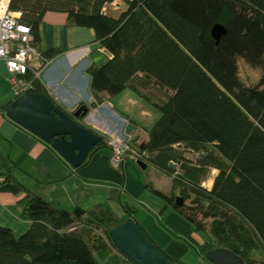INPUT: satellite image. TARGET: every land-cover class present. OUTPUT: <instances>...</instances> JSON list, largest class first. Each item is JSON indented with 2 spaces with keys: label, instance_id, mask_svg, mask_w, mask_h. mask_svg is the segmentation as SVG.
Listing matches in <instances>:
<instances>
[{
  "label": "trees",
  "instance_id": "trees-1",
  "mask_svg": "<svg viewBox=\"0 0 264 264\" xmlns=\"http://www.w3.org/2000/svg\"><path fill=\"white\" fill-rule=\"evenodd\" d=\"M116 1L10 0L9 11L31 29L34 47L47 63L60 54L39 47L47 14H64L69 27L94 33L111 60L90 67V91L109 99L132 91L159 114L137 142L146 141L145 164L173 181L185 205L177 207L175 199L158 195L195 232L208 235L200 251L204 262L211 264L206 256L216 249L239 256L229 0H119L123 7L112 11ZM217 26L226 31L218 42L212 37ZM32 94L67 113L41 83H35ZM82 122L102 138L91 155L107 150L108 140ZM214 171L212 189L205 190ZM2 191L24 195L21 219L31 227L17 236L0 226V264H133L116 251L109 233L136 223L135 211H128L125 220L103 206L61 211L12 175L6 176ZM138 227L162 256L182 264Z\"/></svg>",
  "mask_w": 264,
  "mask_h": 264
},
{
  "label": "crops",
  "instance_id": "crops-1",
  "mask_svg": "<svg viewBox=\"0 0 264 264\" xmlns=\"http://www.w3.org/2000/svg\"><path fill=\"white\" fill-rule=\"evenodd\" d=\"M118 3L123 6L117 0L113 7ZM41 39L39 47L44 52L60 51L47 63L40 82L53 100L68 114L86 107L88 115L81 119L84 125L106 139L125 140L137 148L142 143L141 148L146 141L137 142L138 138L143 139L160 116L132 91L115 99L105 94L93 95L88 70L111 60L100 48L94 33L69 27L64 14H47ZM1 82L7 84L8 75L0 62V90ZM2 105L0 102V167L5 178L12 175L26 190L39 193L48 204L61 211L73 213L80 208L87 212L103 206L118 220H125L128 211H135L133 220L167 257L189 264L186 260L195 252L196 262L206 263L200 251L208 240L158 195L170 201L177 197L171 179L152 168L143 171L129 160L114 169L108 149L94 154L82 169L74 170L49 145L6 118L3 109L7 106ZM165 182L170 187L169 195L160 189ZM23 199L24 195L0 192V226L17 236L30 229V223L21 219Z\"/></svg>",
  "mask_w": 264,
  "mask_h": 264
},
{
  "label": "water",
  "instance_id": "water-1",
  "mask_svg": "<svg viewBox=\"0 0 264 264\" xmlns=\"http://www.w3.org/2000/svg\"><path fill=\"white\" fill-rule=\"evenodd\" d=\"M225 34V29L220 26L212 31L217 42ZM4 113L12 123L49 145L74 170L86 166L92 151L102 142L100 136L78 124L79 119L88 115L86 107H80L73 115L67 114L55 108L48 98L29 94L14 100ZM137 165L143 171L147 169L145 163L138 162ZM175 205L182 208L184 199L176 197ZM109 237L116 251L133 264H175L162 256L132 221L113 229ZM206 260L211 264H240L239 256L225 249L209 252Z\"/></svg>",
  "mask_w": 264,
  "mask_h": 264
},
{
  "label": "built area",
  "instance_id": "built-area-1",
  "mask_svg": "<svg viewBox=\"0 0 264 264\" xmlns=\"http://www.w3.org/2000/svg\"><path fill=\"white\" fill-rule=\"evenodd\" d=\"M10 0H0V61L4 62L11 76V88L15 100L34 91L35 83H40L47 62L34 47L31 29L18 23V15L9 11ZM112 168L118 169L125 160L145 163L142 148L132 146L127 141H109ZM149 168V167H147ZM0 167V192L5 184Z\"/></svg>",
  "mask_w": 264,
  "mask_h": 264
},
{
  "label": "rangeland",
  "instance_id": "rangeland-1",
  "mask_svg": "<svg viewBox=\"0 0 264 264\" xmlns=\"http://www.w3.org/2000/svg\"><path fill=\"white\" fill-rule=\"evenodd\" d=\"M120 5L121 4L118 3L113 8H115V9L122 8L123 6L120 7ZM66 19L68 20V17L67 16H66ZM97 58L99 59L98 56H97ZM0 62L4 64V62H2V61H0ZM97 62L99 63L100 61H97ZM5 69H6V73L8 75V82H7V84L5 82H1L2 83V86H1V90H0V100H1L0 102H2V104H3L2 106H4V107L8 106L9 104H11V102H14V100H15V95H14V92H13V90L11 88V85H10L11 76L9 75V73L7 71L6 65H5ZM123 107H125V106H123ZM151 130H152V128H151ZM107 140H109V139H107ZM111 140H113V139H111ZM122 141L125 142V140H122ZM142 149H143V146H142ZM147 169L145 171H147ZM216 175H217L216 172H212V174L210 176V180L207 183H205V185L203 187L205 190L210 191L212 189L213 181H214V178L216 177ZM30 227H31V225H30ZM199 235L200 236H203L205 239H207L209 241L208 235L206 233H199ZM196 257H197V253L191 252V254L188 257V259L186 260V262H188L189 264H198L196 262L197 261ZM204 264H208V263H204Z\"/></svg>",
  "mask_w": 264,
  "mask_h": 264
},
{
  "label": "bare ground",
  "instance_id": "bare-ground-1",
  "mask_svg": "<svg viewBox=\"0 0 264 264\" xmlns=\"http://www.w3.org/2000/svg\"><path fill=\"white\" fill-rule=\"evenodd\" d=\"M20 20V19H19ZM18 20V23L19 24H21L20 23V21ZM21 25H23V24H21ZM25 26V25H24ZM27 27V26H26ZM29 28V27H28ZM31 33H32V31H31ZM116 140H119V141H122V140H120V139H116ZM109 141H110V139L108 140V142L106 143L107 144V149H108V151H109V153L111 154V149H110V147H109ZM4 178H5V176L4 175H2ZM160 189H161V191L162 192H164V193H166V194H171V191H170V187L168 186V184H166V182L165 183H163L161 186H160Z\"/></svg>",
  "mask_w": 264,
  "mask_h": 264
},
{
  "label": "flooded vegetation",
  "instance_id": "flooded-vegetation-1",
  "mask_svg": "<svg viewBox=\"0 0 264 264\" xmlns=\"http://www.w3.org/2000/svg\"><path fill=\"white\" fill-rule=\"evenodd\" d=\"M73 115V114H72ZM79 121V120H78ZM99 134V133H98Z\"/></svg>",
  "mask_w": 264,
  "mask_h": 264
},
{
  "label": "clouds",
  "instance_id": "clouds-1",
  "mask_svg": "<svg viewBox=\"0 0 264 264\" xmlns=\"http://www.w3.org/2000/svg\"><path fill=\"white\" fill-rule=\"evenodd\" d=\"M32 94V93H31Z\"/></svg>",
  "mask_w": 264,
  "mask_h": 264
}]
</instances>
